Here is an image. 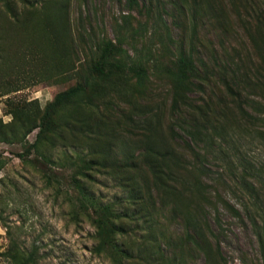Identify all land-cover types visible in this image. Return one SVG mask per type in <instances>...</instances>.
<instances>
[{
    "label": "rangeland",
    "instance_id": "374dc122",
    "mask_svg": "<svg viewBox=\"0 0 264 264\" xmlns=\"http://www.w3.org/2000/svg\"><path fill=\"white\" fill-rule=\"evenodd\" d=\"M7 1L19 6L21 15L16 20L7 13L8 19L0 20L2 122L11 119L15 104L42 110L56 93L82 80L94 44L104 36L114 40L126 15L134 27L140 22L143 28L133 39L128 36L124 47L147 63L150 78L147 86L138 88L127 75H119L94 86L99 98L93 103L65 104L58 131L43 141L39 151L25 149L34 141L37 128L27 135L26 143L0 142V264H8L15 249L34 251L37 264H113L107 253L94 251L91 213L83 210L70 179L80 158L108 152L112 141L120 156L140 151L143 146L137 126L146 115L157 114L167 137L170 85L154 66L182 50L191 51L202 81L201 90L191 94L196 105L192 111L206 133L213 135L212 146L204 151L208 177L202 180L209 182L213 194L219 192L239 208L247 203L248 194L239 177L250 164H264V138L257 132L264 128V121L243 119L241 108L250 111L252 105L258 108L261 103L260 118L264 117V0H212V7L206 0H193L196 6H171L167 0L151 6H143L148 0H137L138 6L129 0ZM0 6L8 5L0 0ZM1 10L5 14L3 7ZM172 143L178 148L182 145L181 140ZM95 168L87 180L78 176L94 199L113 203L120 210L138 207L140 195L133 205V194L128 193L133 177L140 175L138 169H127L129 173L124 175L116 168ZM171 199L166 197L165 202ZM155 204L157 214L160 203L156 200ZM164 214L169 234L181 233L179 219L173 220L167 209ZM219 217L222 261L244 264L243 260L259 258L258 242L245 215L239 220L220 210ZM129 229L136 234L127 238L134 244L147 234L144 219L133 221ZM155 241L159 238L153 245ZM165 251L171 255L170 249ZM175 251L178 258L182 256V264H212L188 248ZM126 264L146 263L131 259Z\"/></svg>",
    "mask_w": 264,
    "mask_h": 264
},
{
    "label": "trees",
    "instance_id": "16d2710c",
    "mask_svg": "<svg viewBox=\"0 0 264 264\" xmlns=\"http://www.w3.org/2000/svg\"><path fill=\"white\" fill-rule=\"evenodd\" d=\"M177 1L180 3L167 0L171 6L197 5L193 0L192 2ZM210 1L212 2L206 0L205 3L212 7ZM129 2L132 6L139 5L137 0H129ZM154 2L156 5L160 0H148V5L143 6H151ZM244 2L250 1L244 0ZM5 3L8 6H0V9L1 7L5 9V14L3 10L0 11V20L8 19L7 13L19 20L21 15L19 6H11V2L7 0ZM147 8L146 10L149 11L150 7ZM56 11L61 12L58 16L62 18L64 14L59 6ZM163 27L169 35L168 27L166 25ZM142 28L140 22L134 27L129 15L123 16L122 22L116 29L114 40L104 36L94 44V52L90 56L82 80L56 93L42 110L35 111L27 109L24 105L15 104L10 112L11 119L8 122H2L0 119V142L26 143L27 135L37 128L34 141L27 144L25 149L39 151L43 141L51 138L58 131L60 111L63 106L69 103H93L99 98L95 87L101 82L112 80L119 75H127L130 80H134L136 87L147 86L150 78L149 66L124 47L128 41L127 37L133 39ZM154 67L159 69L170 85L171 123L167 126V137H164L165 132L160 129L157 114H152V117L146 115L137 126L143 146L140 151L135 155L132 152L128 156H120L112 147V145L116 146L112 141L108 152H103L94 158H80L79 166H76L77 169L70 179L83 210H89L91 213L96 239L94 251L99 254L107 253L113 264H126L131 259L138 262L143 260L146 264H182L183 258L182 256L178 258L175 250L188 248L194 253L203 254L206 260L213 264L216 259L223 260L220 240L222 224L219 217L220 210H223L239 220L245 215L258 242L259 258L243 260L244 264H264V164H250L248 169L245 167L241 171L239 181L248 194L247 203L243 202L241 208L219 192L214 191L213 194L209 182L202 180L208 177L206 168L208 154L204 151L206 146L208 148L212 146L210 144L213 135L206 133V127L192 111L196 105L191 94L200 91L202 85L196 60L191 51L182 50L175 58L166 63L158 61ZM262 107L261 103L258 108L252 105V112L241 108L242 118L264 121V117L260 118ZM196 111L198 113L201 109ZM201 114L209 120L207 114ZM213 129L215 128L211 126V130ZM257 132L264 138V128L259 127ZM185 137L189 140H185ZM170 140L172 142L181 140V147L174 146ZM19 155L25 157L23 153ZM40 155L45 156L42 152ZM76 163L73 162L74 165ZM97 166L116 168V171L126 173L124 175L138 169L140 175L137 178L133 177V185L128 191L133 194L131 200L133 205L137 203L136 195H140L141 203L136 204L138 207L129 210L126 206L120 210L113 203L102 204L94 199L86 191L78 176L87 180L91 175L90 171L97 169L95 168ZM127 169L130 171L128 172ZM130 196L127 202H130ZM166 197L172 198L168 204L165 202ZM156 200L160 203L159 208L156 209L159 211L157 214L153 209ZM166 209L171 213L173 220L179 219L182 226L181 233L177 235L175 233L174 236L169 234V227L163 221ZM210 216H213L214 222L211 221ZM139 219H144L147 234L141 242L134 244V241L127 239L131 235H136L132 234L129 226L133 221L139 222ZM156 237L159 241L154 242L156 247L153 248L152 241L156 240ZM165 249H170L171 255H167ZM34 254V251L27 253L15 249L9 254L8 264H37ZM221 263L226 264L223 261Z\"/></svg>",
    "mask_w": 264,
    "mask_h": 264
}]
</instances>
